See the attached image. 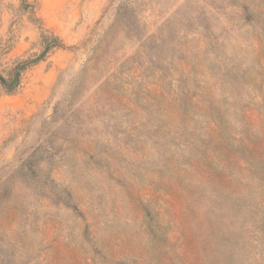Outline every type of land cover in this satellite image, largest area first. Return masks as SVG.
I'll use <instances>...</instances> for the list:
<instances>
[{
	"label": "rangeland",
	"instance_id": "obj_1",
	"mask_svg": "<svg viewBox=\"0 0 264 264\" xmlns=\"http://www.w3.org/2000/svg\"><path fill=\"white\" fill-rule=\"evenodd\" d=\"M38 57L0 264H264V0H0V76Z\"/></svg>",
	"mask_w": 264,
	"mask_h": 264
},
{
	"label": "trees",
	"instance_id": "obj_2",
	"mask_svg": "<svg viewBox=\"0 0 264 264\" xmlns=\"http://www.w3.org/2000/svg\"><path fill=\"white\" fill-rule=\"evenodd\" d=\"M55 47H62V45H60V43L56 41H52L46 46V50ZM40 58L41 57H38L31 62L18 63L17 65H15V67L12 69L11 77L9 79H5L0 76V84L6 90L7 93H12L19 86L20 75L22 71L26 67H28L29 64L35 63L36 61L40 60Z\"/></svg>",
	"mask_w": 264,
	"mask_h": 264
}]
</instances>
